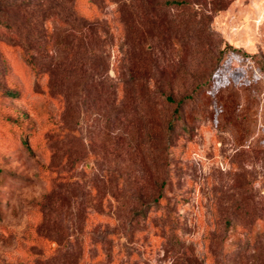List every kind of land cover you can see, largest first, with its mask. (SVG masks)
I'll list each match as a JSON object with an SVG mask.
<instances>
[{"label":"rangeland","instance_id":"374dc122","mask_svg":"<svg viewBox=\"0 0 264 264\" xmlns=\"http://www.w3.org/2000/svg\"><path fill=\"white\" fill-rule=\"evenodd\" d=\"M208 3L0 0V264H264V0Z\"/></svg>","mask_w":264,"mask_h":264},{"label":"trees","instance_id":"16d2710c","mask_svg":"<svg viewBox=\"0 0 264 264\" xmlns=\"http://www.w3.org/2000/svg\"><path fill=\"white\" fill-rule=\"evenodd\" d=\"M210 4V11L211 12H217L227 6V4L230 2V0H208ZM166 2H169L171 4L176 5H187L188 0H166ZM29 63L32 64V61L30 60ZM168 100H172L170 97H167ZM169 127H172V124H169Z\"/></svg>","mask_w":264,"mask_h":264}]
</instances>
